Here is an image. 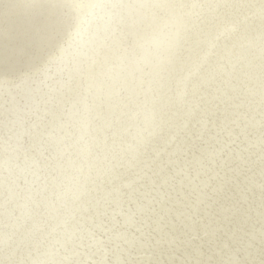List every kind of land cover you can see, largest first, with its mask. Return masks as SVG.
Segmentation results:
<instances>
[{
    "label": "snow or ice",
    "instance_id": "obj_1",
    "mask_svg": "<svg viewBox=\"0 0 264 264\" xmlns=\"http://www.w3.org/2000/svg\"><path fill=\"white\" fill-rule=\"evenodd\" d=\"M16 10L22 23L12 31ZM220 11L240 54L215 77L214 111L194 139L173 132L161 150L148 138L117 150L109 130L136 73L116 63L104 89L95 90L91 74L87 90L83 73L64 81L68 120L46 106L56 100L52 87L36 94L49 49L98 13L124 60L165 71L205 13ZM0 12V76L26 88L0 112L8 173L0 264H264V0H5ZM156 127L164 134L172 126ZM125 202L135 211L110 218L106 209ZM132 224L140 227L129 231Z\"/></svg>",
    "mask_w": 264,
    "mask_h": 264
},
{
    "label": "rangeland",
    "instance_id": "obj_2",
    "mask_svg": "<svg viewBox=\"0 0 264 264\" xmlns=\"http://www.w3.org/2000/svg\"><path fill=\"white\" fill-rule=\"evenodd\" d=\"M4 2L5 0H0V4ZM12 2H18V0H12ZM205 18L204 24L198 25L192 33L185 36L181 45L180 58L170 63L167 70L158 71L153 65H148L146 67L143 65H136L133 67L129 61L124 60L122 53L111 47L114 41V35L110 30L107 18L103 13H98L91 19H86L78 30H69L63 34L57 46L49 49L45 60L47 61V59L50 58L51 63L42 62V66L38 69V79L36 81V88L38 91L36 94L39 95L41 91H47L49 87H52L53 91L56 93V100L53 101L49 98L46 106L49 108H59L60 111L65 114V120H68L69 117H71L72 107L69 104L66 106V103L62 101L64 81L73 76L79 80L83 73L82 87L84 90H87L89 74H91L94 79L98 77V79H96L97 84L107 85L110 81H113L114 73L109 70L111 64L116 63L124 68L126 72L135 71L136 73L135 84L130 83V90L125 92L124 99L117 101V105L123 102V104L125 103L124 105L129 108L128 111H132L129 113L130 117L128 116L125 119L126 122H124V124L129 126L128 132L132 134L134 140L131 141L130 145H128L126 141H123L124 143L121 142L123 143V147H131L140 139L148 138L152 141L151 147L153 149H163L165 147V141L168 139L167 136L166 138L163 137L160 135L158 128L151 126L152 123L159 120V117H161L159 123L168 121L170 124H173V126L168 129L169 135L173 132H181L187 133L190 138L194 139L193 133H198L201 121L206 120L211 116L212 111H214V109H212V111L209 110L211 104L209 93L215 91V86L218 83L215 77L224 65L235 60L240 54L239 41L236 37L225 31L229 16L222 11L206 12ZM208 20H211V23H208ZM20 23H22L21 10H16L11 15V19L7 22V28L16 31ZM5 28L6 22L3 13L0 12V47L5 43ZM101 60L104 61L103 65L100 63ZM79 62H84L80 70L78 69ZM76 69L79 71L77 72ZM171 71H174L172 72L173 74H170ZM100 78H102V81H99ZM154 82L159 83L155 84ZM182 83L186 86L184 89L181 87ZM137 84H142V86L136 87ZM57 88L59 89L58 92H56ZM25 90V85L21 84L18 80L12 77L0 76V112H3L7 101L17 97L18 94ZM97 90H100V88ZM137 93L139 95H137ZM197 97H200V100L203 102L198 103L196 101ZM43 102L44 97L41 95V103ZM133 105H137V109H134ZM121 106L122 104L120 103V107ZM120 110L122 113V108L117 107V118L121 115V113L119 114ZM153 111H155V120L153 118ZM192 111L195 112L194 117L196 120H191L189 121L190 123L188 121L186 122L189 117L188 114ZM148 112H151L152 117L149 115L148 119L141 121L144 114L148 115ZM161 114L162 116H160ZM136 119V123L138 122L139 125L137 129H134L132 125L135 124L134 120ZM72 120L74 121L75 118L72 117ZM118 123L117 121V125L109 130L111 137H114L113 139L115 140L119 135L118 128H120V125H118ZM153 128H155L157 132L154 131V135L149 137L147 134L152 131ZM4 131L3 121H0V158L4 156L5 152ZM73 131H75V129H73ZM70 142L71 141H69V143ZM64 147L66 146H62V149ZM135 171V169H132L131 173L127 174V177L131 176L129 174L133 175ZM7 174V169H2L0 167V202H2L4 198L3 183ZM131 179L132 181L136 180V176H131L128 182L132 183ZM29 180H31V177H29ZM123 204L120 205V207L124 209L123 212L121 211L122 209L118 207V209L114 211V214H116L109 217L122 221L124 219L123 216L128 214V209L135 208V206L129 205L126 202ZM109 209L110 208L106 209L107 212ZM2 215L3 209L0 208V223H2ZM176 215L177 220H179L178 214ZM204 216L207 217L208 213L205 212ZM169 218H172V216H169ZM177 220L168 219V222L172 225L179 226ZM203 222V220H200L201 224H203ZM188 223H191V221H188ZM144 224H148L147 219L144 220ZM137 227H140V225L132 224L129 226V231H133ZM257 245H259V241H257ZM217 255L219 254L217 253ZM0 258H2V256H0Z\"/></svg>",
    "mask_w": 264,
    "mask_h": 264
},
{
    "label": "bare ground",
    "instance_id": "obj_3",
    "mask_svg": "<svg viewBox=\"0 0 264 264\" xmlns=\"http://www.w3.org/2000/svg\"><path fill=\"white\" fill-rule=\"evenodd\" d=\"M218 55H219V54H218ZM83 63H84V62H79V68H78L79 70L81 69L80 67L83 65ZM86 64H87V63H86ZM177 67H178V66H177ZM218 67H219V66H218ZM85 68H86V67H85ZM78 69H76L77 72L79 71ZM176 69H177V68H176ZM178 69H180V68H178ZM172 72H174V71H171L170 74H171ZM172 74H173V73H172ZM190 77H191V76H190ZM192 79H193V78H192ZM99 81H102V78H100ZM145 83H146V82H145ZM154 83H155V84H156V83L158 84L159 82H154ZM160 83H162V82H160ZM183 83H184V82H183ZM183 83H182L181 87L184 89L186 86L183 85ZM186 83H187V82H186ZM133 84H135V83H133ZM152 84H153V83H152ZM131 85H132V84H131ZM137 85H138V84H137ZM106 86H107V85L99 84V83L97 84V83H96V84H95V90H97L98 88H100V89H104V87L106 88ZM148 86H149V85H148ZM136 87H137V86H136ZM150 88H151V87H150ZM154 88H155V87H154ZM154 88H153V89H154ZM154 90H155V89H154ZM135 91H136V90H135ZM141 91H142V89H141ZM143 91H144V90H143ZM152 91H153V90H152ZM152 91H151V93H152ZM160 91H161V90H160ZM148 92H149V91H148ZM138 93H139V92H138ZM138 93H137V95H139ZM140 93H141V92H140ZM145 93H146V92H145ZM141 94H142V93H141ZM188 94H189V93H188ZM142 95H143V94H142ZM149 95H150V94H149ZM159 96H160V95H159ZM128 97H129V96H128ZM126 98H127V97H126ZM142 98H143V97H142ZM142 98H141V99H142ZM160 98H161V97H160ZM129 99H130V98H129ZM135 99H136V97H135ZM137 99L139 100L138 97H137ZM127 100H128V99H127ZM129 101H130V100H129ZM129 101H128V102H129ZM142 101H143V100H142ZM196 101H197L198 103H202V102H203L202 100H200V97H197V100H196ZM120 103L122 104V106L125 104V103L123 104V102H120ZM120 103H118V107H119V108H122L123 111H122V113H121V110H120L119 114L121 113V115H119V118H118V120H117V121L119 122L118 125H120V128H118V129H119V130H118L119 132L117 131L119 135H118V138L116 139V141H117V145H118V149H117V150H119V146H121L125 141L127 142L128 145H130V144H131V141L134 140L133 137H132V134L128 132L129 126L124 124V122H126L125 119L129 116V113H131L132 111H131V112L128 111L129 108H128L126 105H124L123 107H122V106L120 107ZM140 103H141V102H140ZM67 104L71 105V103H66V106H67ZM126 104H129V103H126ZM71 107H72V105H71ZM130 107H131V106H130ZM150 107H151V106H150ZM133 108H134V109H137V105H133ZM151 108H152V107H151ZM118 110H119V109H118ZM149 111H150V110H149ZM116 113H117V112H116ZM144 113H145V111H144ZM189 114H190V115H189ZM189 114H188L189 117L187 118L188 120H186V122H187V121L189 122V121L194 120V119L196 120V118L194 117V116H195V112L192 111V112L189 113ZM149 115H151V117H152L151 112H148V115H145V114H144V117L142 118L141 121H143V120L145 121L146 119H148ZM157 116H158V115H157ZM160 116H162V114H161ZM129 117H130V116H129ZM132 118H133V117H132ZM160 118H161V117L158 118V119H159L158 121H156V122L152 123V125H151V124H150V125L153 126V127H156V124L159 123ZM195 120H194V121H195ZM132 121H133V120H132ZM136 121H137V119L134 120L135 124L132 125V127H133L134 129H137V128H138V125H139V123H138V122L136 123ZM182 121H183V120H182ZM130 123H131V122H130ZM173 123H174V120H173ZM189 123H190V122H189ZM186 125H187V124H186ZM140 126H141V125H140ZM171 126H173V124H171ZM174 126H175V125H174ZM184 127H185V126H184ZM156 128H157V127H156ZM126 130H127V132H126ZM154 131H156L155 128H153L152 131L148 132L147 135H148L149 137H151L152 135H154V134H153ZM117 132H116V133H117ZM156 132H157V131H156ZM159 132H160V131H159ZM127 133H129V134H127ZM168 133H169V131L166 132V133H164V134H161V133H160V135H162V136L165 137V138H166V136H167V138H169V137H168V135H169ZM155 134H156V133H155ZM167 134H168V135H167ZM158 136H159V135H158ZM162 136H161V137H162ZM113 138H114V137H113ZM159 138H160V137H159ZM165 138H164V139H165ZM162 139H163V138H162ZM162 139H161V140H162ZM161 140H160V141H161ZM165 140H166V139H165ZM123 141H124V142H123ZM121 142H123V143H121ZM124 145H126V144H124ZM126 146H127V145H126ZM122 147H123V145H122ZM124 148H125V147H124ZM126 148H127V147H126ZM0 167H1L2 169H7V165L4 163V156H3L2 158H0ZM130 173H131V172H130ZM132 173H133V172H132ZM129 175H131V176L133 177V175H135V174H133V175H132V174H129ZM131 176H128V177H127V180H128V181L130 180V177H131ZM31 179H32V177H31ZM131 181H132V179H131ZM135 181H136V180L132 181V183H135ZM3 184H4V183H3ZM127 204H128V203H127ZM132 205L134 206V203H133ZM113 206H114V208H113V207L110 208V209L108 210V212H107V214H108L110 217L114 216V215L116 214V213L114 214V211H115L116 209H118V207H120V205H115V204H114ZM123 206H124V204H123ZM120 208L122 209L121 211L123 212V211H124L123 207H120ZM129 210H131V211H129ZM106 211H107V210H106ZM121 211H120V212H121ZM134 211H135V208H129L127 213L130 214V213H132V212H134ZM117 213H118V212H117ZM111 214H113V215H111ZM128 214H126L125 216H123L124 219H126V216H127ZM124 219H123V220H124ZM168 219H172V218H168ZM123 220H122V221H123Z\"/></svg>",
    "mask_w": 264,
    "mask_h": 264
}]
</instances>
